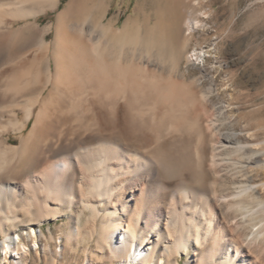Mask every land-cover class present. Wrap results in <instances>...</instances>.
<instances>
[{
    "label": "bare ground",
    "instance_id": "bare-ground-1",
    "mask_svg": "<svg viewBox=\"0 0 264 264\" xmlns=\"http://www.w3.org/2000/svg\"><path fill=\"white\" fill-rule=\"evenodd\" d=\"M107 2L69 0L40 25L60 0H0L4 258L26 264L21 234L36 246L69 214L86 264L107 249L115 264H264V139L180 71L209 55L187 53L193 10L140 33L135 17L104 23Z\"/></svg>",
    "mask_w": 264,
    "mask_h": 264
},
{
    "label": "rangeland",
    "instance_id": "rangeland-1",
    "mask_svg": "<svg viewBox=\"0 0 264 264\" xmlns=\"http://www.w3.org/2000/svg\"><path fill=\"white\" fill-rule=\"evenodd\" d=\"M68 1L60 0L57 8L37 18L38 23L56 22L57 13ZM167 1L108 0L103 22L112 19L115 26L120 27L128 18L135 17L138 31L142 33L145 22L153 23L158 10L163 17L176 5L178 9L187 7L193 10L192 17L198 24L193 29L187 53L205 50L209 55L205 56L202 68L182 60L180 71L186 72L188 78L202 75L204 86H214L212 99L217 103L229 104L233 110L234 128L239 136L243 137L247 130L256 132L254 140L264 139V0H178L175 4ZM180 13V18L185 19L186 12L183 10ZM186 30L178 35L177 42L181 45ZM145 69L147 72L155 71L152 63ZM241 129H244L243 132H239ZM71 220V216L66 214L57 220L43 222L41 228L45 236L38 237L36 246L26 234H21L29 248L25 261L28 264H52L57 254V264H86L81 250L78 254L74 253L66 237L72 225ZM32 226L38 231L39 226ZM115 260L107 249L99 264H115ZM10 263L16 264L4 258L0 235V264Z\"/></svg>",
    "mask_w": 264,
    "mask_h": 264
}]
</instances>
